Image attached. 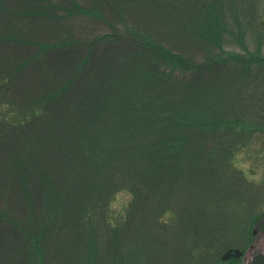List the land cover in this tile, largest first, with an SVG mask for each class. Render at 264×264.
<instances>
[{"label":"trees","instance_id":"16d2710c","mask_svg":"<svg viewBox=\"0 0 264 264\" xmlns=\"http://www.w3.org/2000/svg\"><path fill=\"white\" fill-rule=\"evenodd\" d=\"M237 10L228 0H0V106H11L0 112V264L126 263L112 247L99 254L98 236H134L145 225L135 211L142 231L161 234L182 201V230L220 243L206 225L234 194L219 181L223 165L234 172L232 135L264 129V52L241 39L232 48ZM30 69L40 93L24 90ZM123 190L131 200L112 225Z\"/></svg>","mask_w":264,"mask_h":264},{"label":"rangeland","instance_id":"374dc122","mask_svg":"<svg viewBox=\"0 0 264 264\" xmlns=\"http://www.w3.org/2000/svg\"><path fill=\"white\" fill-rule=\"evenodd\" d=\"M228 1L238 7L236 17L240 23L241 32V34L240 32L238 34L235 29L234 35H227L233 40L232 48L240 51V44L243 41L251 51L260 49L264 52V0ZM225 12L228 19L232 21L229 10L226 9ZM17 26L19 29L23 28L24 32L33 34L31 28L20 23ZM29 38L32 39L31 37ZM17 45L19 46V55L33 53V45L25 43H22V45L18 43ZM0 54L3 55V53ZM36 72L32 69L27 72L24 83L25 91L40 93L46 88V83L39 78ZM256 89L259 92L260 86ZM6 108H11V106H0V112ZM237 134L238 132H235L232 135V140L237 138L238 143L232 144V148L235 151L231 155L228 164L234 170L233 175L229 179L226 175L227 166L223 165L220 169L219 179L220 184L229 186V191L233 190L234 194L230 198L227 195L229 192L226 194L227 199L216 211L213 210L214 213L209 215L211 223L206 225V229H218L222 233L220 240H218L220 242L218 245L213 246L209 242L197 244V234L195 237L193 235L194 232L191 230H182L184 228L182 218H177V220L173 216V214L177 216L180 213H184L181 206L182 201L174 203L172 216L163 218L170 225L164 224L160 230L162 231L161 234L153 231H142L146 229V216L135 211L134 213L138 216V221H140L139 225L145 224L139 228L138 233H135L134 236H130L127 233L122 236L120 234L117 236H121L119 239L115 238L114 241L116 242L114 245V241H110L112 237L107 233L105 237L98 236L94 247L97 246L101 250L98 251L97 249V252L101 254L105 247L106 249L114 248L117 254L126 260V263L118 264H221L219 258L225 249L236 247L246 251L251 219L256 214L264 215V129L258 127L250 134ZM210 192L212 194L215 193L213 186H210ZM193 197L192 195V198H187V200L191 202ZM130 200V193L126 190L115 194L109 206L112 225L121 222ZM191 211L190 209L187 210L188 213ZM207 211L208 208L206 213ZM215 212H220L221 221L217 218L215 219ZM253 226L257 250L264 251V228ZM128 230L133 232L134 228H129ZM202 253H205L206 257ZM249 254H251V251L247 253L246 259ZM76 264H85V262Z\"/></svg>","mask_w":264,"mask_h":264},{"label":"flooded vegetation","instance_id":"af4514ba","mask_svg":"<svg viewBox=\"0 0 264 264\" xmlns=\"http://www.w3.org/2000/svg\"><path fill=\"white\" fill-rule=\"evenodd\" d=\"M259 222H261L260 225H259L261 227V225L264 223V218L259 220ZM231 248L235 249L234 247H231ZM247 248H248V250L252 251L253 255L255 253H257V250H256V239L255 238L253 240L251 238H248ZM244 257H245V252L242 255H240L239 257H236L234 255V252H232L230 257L227 260L220 261V262H221V264H242L243 261H244Z\"/></svg>","mask_w":264,"mask_h":264},{"label":"water","instance_id":"95a60500","mask_svg":"<svg viewBox=\"0 0 264 264\" xmlns=\"http://www.w3.org/2000/svg\"><path fill=\"white\" fill-rule=\"evenodd\" d=\"M254 233V229L252 231V234ZM234 255L236 257H239L241 255V251H239L238 249H235L234 251ZM232 253V249H228L226 250V252L224 254L221 255V259L222 260H226L230 257ZM256 254V255H255ZM252 258L247 262V264H264V252H260L257 251V253H255Z\"/></svg>","mask_w":264,"mask_h":264}]
</instances>
